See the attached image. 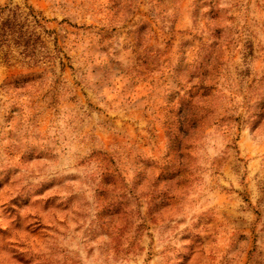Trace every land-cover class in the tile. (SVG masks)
I'll return each instance as SVG.
<instances>
[{
    "label": "rangeland",
    "instance_id": "374dc122",
    "mask_svg": "<svg viewBox=\"0 0 264 264\" xmlns=\"http://www.w3.org/2000/svg\"><path fill=\"white\" fill-rule=\"evenodd\" d=\"M0 264H264V0H0Z\"/></svg>",
    "mask_w": 264,
    "mask_h": 264
},
{
    "label": "trees",
    "instance_id": "16d2710c",
    "mask_svg": "<svg viewBox=\"0 0 264 264\" xmlns=\"http://www.w3.org/2000/svg\"><path fill=\"white\" fill-rule=\"evenodd\" d=\"M180 119H181V125H182V129L185 126H190L192 124V119L188 118V114L185 113V111L183 109H181L180 111ZM194 128V125L192 126ZM183 131V130H182ZM187 137L186 132H182V138L185 139Z\"/></svg>",
    "mask_w": 264,
    "mask_h": 264
}]
</instances>
